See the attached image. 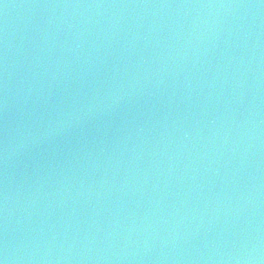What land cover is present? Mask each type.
Segmentation results:
<instances>
[{
  "label": "water",
  "instance_id": "95a60500",
  "mask_svg": "<svg viewBox=\"0 0 264 264\" xmlns=\"http://www.w3.org/2000/svg\"><path fill=\"white\" fill-rule=\"evenodd\" d=\"M0 264H264V0H0Z\"/></svg>",
  "mask_w": 264,
  "mask_h": 264
}]
</instances>
